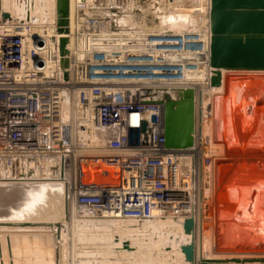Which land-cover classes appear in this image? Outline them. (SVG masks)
Instances as JSON below:
<instances>
[{"label": "built area", "instance_id": "built-area-1", "mask_svg": "<svg viewBox=\"0 0 264 264\" xmlns=\"http://www.w3.org/2000/svg\"><path fill=\"white\" fill-rule=\"evenodd\" d=\"M206 1L205 18L210 10ZM138 2L87 0L76 5L75 43L67 47L68 81L60 66L63 36L55 25L56 15L45 24L34 16L28 20L30 12L21 16L0 9L1 186L61 184L71 201L70 218L81 223L140 224L159 212L173 218L185 210L184 194L194 197L190 190L197 162L209 169L223 149L199 131L192 148L167 149L164 107L177 99L175 92L188 88L189 76L206 70L204 62L184 60L182 55L201 54L210 61L211 33L208 25L200 33H114L112 15L110 22L92 16L98 7L116 14ZM80 12L89 18H79ZM3 13L11 19L4 21ZM151 35L168 39L150 51L133 49L139 37ZM195 35L199 50L191 49ZM125 38L131 42L127 47L115 41ZM206 97L202 95L201 108L211 113ZM86 150L89 157L81 155ZM87 160L116 170L118 183L83 184L81 164Z\"/></svg>", "mask_w": 264, "mask_h": 264}, {"label": "rangeland", "instance_id": "rangeland-1", "mask_svg": "<svg viewBox=\"0 0 264 264\" xmlns=\"http://www.w3.org/2000/svg\"><path fill=\"white\" fill-rule=\"evenodd\" d=\"M203 1L204 0H180V1L179 0H139L137 5L126 6L124 9H122L120 12H118L116 14H112L111 12L105 11V10H103L97 6L98 8H96L95 10L92 11V16H95V17L99 18L100 20L109 21V17L112 15V17H114V19H113L114 29H115L114 33L129 34V33L141 32L143 34H151V33L161 34L162 32L182 33V32H187V31H198V33H200L201 30L205 27V25H208L207 24V18H204L203 16H201L203 14H201L200 16L196 15V17H195V15H192L190 10L191 9H201L204 11L205 6H203ZM7 2L11 3V5L13 4L12 3L13 0H7ZM11 5H9V7H11ZM52 5H53V3H52ZM6 7L8 8V5ZM51 9L52 10H49L50 13H48V16L50 15L51 17L50 16L49 17L52 19V17L53 16L55 17V15H56V5L54 4V6L51 7ZM181 20H183V22H180ZM193 29H195V30H193ZM104 31H107V28L104 29ZM134 31H137V32H134ZM228 73L230 74V75L228 74L229 76H233V75L240 76L239 74L245 73V72H241V73L236 72L235 74L231 73V72H228ZM246 73H248V72H246ZM249 73H251V72H249ZM225 75H227V74H225ZM241 76L242 77H248L247 79L250 78L252 81L251 80L247 81V79H245V80H242V81H245L244 83L241 81H236L237 84L232 83V86H230L232 91L231 90L228 91V88H225L226 89L225 91L227 94L224 93L225 92L224 90H222V93H224L226 95V97L227 96L232 97L231 95H233V97H232L233 100L235 99V101H239L240 103L245 101L244 100L245 95L246 96L250 95V97H252L254 95H257L264 88V76L263 75H261V74H252V75L244 74L243 75L242 74ZM253 79L257 80V81H254ZM233 80H234V77L233 78L231 77V81H233ZM249 82H251V83L254 82L256 86H248L247 87L248 89L246 90V84H248ZM232 87L234 90L232 89ZM235 88H236V90H235ZM217 89H219V88H217ZM230 91L232 92L231 94H230ZM240 91H243V92L241 93ZM224 94L219 95V98L225 99ZM241 95L243 97H241ZM221 96H223V97H221ZM169 98H170V96H169ZM245 98H247V97H245ZM225 104L227 105V103H225ZM234 105L235 104H233V107H234ZM263 120H264V117H263ZM262 125L264 126V124H262ZM263 134H264V129H263V132L261 133L262 137L264 136ZM246 139H248V137L247 138H241L239 140L243 141ZM258 140L260 141V138H258ZM263 140H264V138H263ZM227 141L232 142V140H230L229 138ZM253 142H255V141L254 140H246L245 144H243V145L240 144L241 146L236 148V150L240 148L239 151L237 150L240 153V151L242 150V148H241L242 146L244 148H249V150H251L252 147L255 148V146H253V145H257L258 146L257 148H259L257 152H260V155L264 154V144H261L260 143L261 141L258 143H253ZM259 144H261V145H259ZM226 148H228L227 145H226ZM254 148H252V149H254ZM260 150H262V151H260ZM230 153H232L231 150H230ZM262 168H264V166ZM247 170H249V169L247 168ZM82 172H83V177H82L83 184H87L89 182H97L103 178V174L100 171H93V170H90L89 168L82 167ZM219 175H218V177H219ZM210 179L211 178L207 179V183L209 185V188L211 186V183L209 182ZM245 179H244V181H246V180L250 181L251 180L250 178H247L246 180ZM256 181H258L260 183L259 185L261 186L264 183V173H263L262 178L258 179ZM207 183L204 187V191H206V189H208ZM102 184L105 185L104 183H102ZM20 187H22V188H20ZM46 187L49 188L50 186H45V187L43 186L42 187L41 185H37V186L22 185V186L11 187V186H1L0 185V223L20 224V222L24 220V221H27V222L33 223V224L36 222L38 224L45 223V222H57L58 224H62V225L66 224L67 225V223L70 221V219L67 222L66 205H64L65 203H63L62 205L59 206V204H57V199L53 198L52 195H51L50 199L46 200L44 197L45 191L42 190L43 188L46 190L47 189ZM262 187H263V192H264V184L262 185ZM12 188H17V189H12ZM206 193H207V191H206ZM206 193H205V197H207ZM45 194H47V192ZM261 206L263 208L261 210V212L264 213V202H263V204H261ZM64 208H65V210H64ZM31 210H32V212H31ZM64 211H65V213H64ZM32 213H34V215H36V213H38L41 217H38L39 215L38 216H32ZM205 213L206 212H204V215H205L204 217H206L205 221H206V223H209L211 220L210 219H208L209 221L207 220V214H205ZM29 214H31V215H29ZM220 220L221 219L219 218L218 223H220ZM108 223H109V225L110 224L112 225L113 222L112 223L106 222V224H108ZM52 224H54V223H52ZM98 224H105V223L96 222V223H84L83 224V223L77 221L76 227L78 229L73 228V231L69 229V225H67V226L65 225L66 228L61 230V240H59V241L56 240V229L51 228L50 224H49L50 226H48V225H36L37 227H35V228H24V229L23 228H16L18 230L14 229L12 227V228H7L6 230L0 229V231L1 232L3 231V237H5V238H7V236L22 237V240H24V242L28 243L27 245H29V244L31 245V243H29V241H30L33 243L32 245L37 246V249L46 250L48 252V255L45 254L44 257L50 258V259H48V260H50V262H48L49 264H58V262L60 263V261H62L61 262L62 264H70L71 256L74 257L75 264H158L159 262L162 263V261H164L165 264H167V262H168V264H185V259H183L184 256H183V254H180L181 252H179L178 247H176L177 244H176V246H174L175 242L173 243L172 238L168 237V235L164 234L167 232L168 233L169 232L175 233V232L171 231L169 229V227H166L167 228L166 230H164L163 228L162 229H153L152 228L153 229V231H152V229H150L151 225H152V227L155 226V228L157 227V225H155L154 223H140V225L146 226V228H148L151 231V232L150 231L145 232V228H143V229L140 227L137 228V226L139 224H131L128 222H123V223L118 224L119 226H121L120 228L115 229V228L111 227L112 230H109V229L104 230V228H101ZM93 226L95 228H92ZM167 226L171 227V225H167ZM209 226L210 227H207V229L210 231L205 233L206 239H207L206 249L208 248L209 252H210V250H213V248H214V250L216 249L217 252H227L229 250H235L238 248V246H236V245L234 246L233 243L226 240L228 237L227 233H225L227 231V226H226V224H225V226H222L221 223H220V226L218 224L220 231H219V235L216 234L218 236L217 237L218 243H217V246H215L216 245L214 243L215 241L214 240H213L214 242L212 241V238L215 234V231H214L215 226L212 225L213 229H211V227H212L211 225H209ZM223 227H224V229H223ZM13 230H15V231H13ZM25 230H27V231H25ZM129 230L134 231L132 234H139V233L143 234L144 232L145 233L142 236L138 237L139 240L138 239L135 240L137 237L136 238L133 237L134 241H132L133 239L130 236H133V235L131 234L129 236L128 235L129 233L126 234V232H124V231H129ZM18 231H21V232H18ZM154 231H156V232H154ZM162 231H164V232H162ZM123 233L126 234L127 239H128L126 241L124 240V242H129V243L131 242L130 246H132V244L143 245V247H142L143 249L140 251V249L136 248L137 245H133V247L136 248V251L132 250L133 253L123 251L122 250V244H120L117 241L118 238H116V236H118V235L120 237L124 236L125 234H123ZM160 233H161V235H160ZM162 233H163V235H162ZM150 234H151V236H150ZM223 234H226V235H224L225 238L222 241V240H220V237L223 236ZM1 237L2 236L0 235V238ZM73 238H74V241H73ZM213 239H215V238H213ZM183 242L186 243L187 240H185V241L183 240ZM211 242H212V244H210ZM249 243H245L244 246H247V247H245L244 251L251 250L249 247H251L252 245ZM23 244H25V243H23ZM157 244H159V245H157ZM261 245L264 246V242ZM170 246L173 248H171ZM32 248H35V247H32ZM171 251L174 253L176 252L175 254L177 256H179V258H178L179 260H176L177 259V256H176V259H175L176 263H173L174 260L173 259L171 260L170 256H167V255L163 256L166 252L168 253ZM121 253L123 255L126 254V256L120 258L118 255ZM134 253H135V255H134ZM210 253H212V252H210ZM130 254L134 255V256L127 257V255H130ZM219 254H221V253H219ZM136 256L138 257V259ZM60 257H61V259H60ZM7 258L10 260V257L8 255V248H7ZM52 258H53V261L51 260ZM173 258H174V255H173ZM181 260L183 263L181 262Z\"/></svg>", "mask_w": 264, "mask_h": 264}, {"label": "bare ground", "instance_id": "bare-ground-1", "mask_svg": "<svg viewBox=\"0 0 264 264\" xmlns=\"http://www.w3.org/2000/svg\"><path fill=\"white\" fill-rule=\"evenodd\" d=\"M87 0H69V7H70V37H71V42H69V44L71 46H73V44L75 43V12H76V5L79 4V3H84L86 2ZM180 1V0H179ZM210 2V0H209ZM13 4L11 5V3L7 2V0H0V9L1 10H5L4 8H7L6 6L8 5H11V8H7V10H12V11H17L18 13H22L21 16H24V14H26V12H30V15L31 16H34V19H36V21L38 22H42L45 24L49 23L51 21V16L49 17L48 16V13H50L49 10H52L51 7L54 6V4L56 5V0H31V2H22V1H19V0H13L12 2ZM25 3V4H24ZM53 3V5H52ZM207 3L206 0L203 1V6H205ZM201 7V6H200ZM206 9V8H205ZM205 9L204 11L201 10V9H191V13L192 15H201L205 18ZM187 14V13H186ZM54 17V16H53ZM202 17V18H203ZM185 21V20H184ZM163 22V21H162ZM180 22H183V20H181ZM124 23V22H123ZM181 24V23H180ZM187 24V23H186ZM125 25V24H124ZM134 32H137V31H134ZM202 32V30H201ZM184 33V32H182ZM138 35H135V36H131V37H137ZM168 36H165V37H160V36H156V35H151V36H144V38L142 37H139L140 38V41L138 43V47L136 48H133L138 51H142V50H145V51H150L149 49H152L154 47H157L158 44H161V43H164V41H167V40H163V39H168L166 38ZM195 39V43H192L191 44V49H197L199 50L200 49V43L197 42V37L195 35V37H193ZM125 41H122L120 39H117L115 41H119L121 42V44L123 46H128L127 44L128 43H131L129 42L126 38L124 39ZM169 41V40H168ZM182 42V40H180V43ZM137 44V43H135ZM182 45V43H181ZM185 47V45H184ZM182 59H189L193 62H198V64H201L202 62L205 63V66L207 67L206 70L204 72H196L194 74V76H189V80H188V83L185 85V87H188L187 89H185V91H193L194 92V100H195V104H194V110H195V131H199L202 135H204V137L206 135H209L212 143L214 142H217L218 144H221V147L223 149V155L221 154L219 156V158L216 160V162L213 164L212 167H210L209 169H206V168H203V163L201 160H199L197 162V166H198V169L197 170H194L195 171V174L192 175L194 177V189H191L190 190V193H192V191H194V197L192 198V195H190V197H188V193L184 194V196L186 197V201H185V210H179L177 211V216H173V218L169 217V216H164L161 212L157 213L156 217L150 221H147V222H143V223H154L155 225H157V227L155 228L152 227L151 225V228L150 229H164L166 230L167 228L166 227H169V229L175 233H164L165 235H168V237H171L172 238V241L173 243L175 242V245L177 244L176 247H178L179 249V252H181L180 254H183L182 251H181V247L184 246V245H188L190 243V240H191V237H188L187 235H185L184 231H183V223L186 219H193L194 220V223H195V233H194V245H195V249H196V260H197V263L199 264L200 261L203 259V260H211L210 258H208L210 256V252L208 251V248L206 249V243H207V239H206V234L207 232H209L210 230L207 229V227H210L209 223H206L205 221V218L204 217V212H206L205 214H207V216H210L212 210H211V202L209 200V204L205 202V199H207L205 197V193L206 191H204V187L207 183V179L211 178L210 179V183H211V186L210 188L212 187L213 188V181H214V186L218 187V189H221L223 186L221 184V168H220V164L221 162L229 157H231L233 159V157L237 158V157H242L243 154H247V152L249 153H255V151H258L259 148H257L258 146H255L252 147L254 149L252 150H249V148H244L243 146L241 147L242 149L244 150H247L246 152L244 151H240V153L238 152L240 150L236 148H238L239 146H241L242 144L240 143V140L236 137L238 134H243L242 132H247V128H251V130H254L253 127H250L248 125H245L243 126V122L242 124L240 125H237L238 123H241V117L239 115V112L238 109L241 108V106H244L245 105V101H246V98L247 97L246 95L244 96V102H239V101H235V99L233 100V95H231L232 97L230 96H227L224 94L226 93V89L225 88H228V91L231 90L230 86H232V83L233 84H237L236 81H241V82H245V81H242V80H245L247 79L248 77H242L241 75L243 74H247V75H252V74H256L255 72H251L249 73V71H224L222 73V81H221V86L219 87V89L213 87L211 85V78L213 77V70L210 68V61L208 59V56L206 58V56H202L201 54H198L196 56H191V57H183L182 55ZM228 72H231V73H238V72H245V73H241L239 74L240 76H237V75H233V76H229L230 74ZM248 72V73H246ZM227 74V75H225ZM229 74V75H228ZM254 76V75H253ZM264 76V75H263ZM225 77V78H224ZM231 77L233 78L234 77V80L231 81ZM250 77V76H249ZM257 77V76H256ZM263 78V77H262ZM255 79V78H254ZM253 79V80H254ZM248 80H251L250 78L247 79ZM206 81H210L209 83V86L208 87H205L203 86ZM252 81V80H251ZM254 81H257V80H254ZM239 86V85H238ZM243 86V85H242ZM256 86V85H255ZM233 89V87H232ZM222 90H224L225 92L222 93ZM234 90V89H233ZM236 90V88H235ZM232 91V90H231ZM230 91V94L232 93ZM244 91V90H243ZM243 91H240L241 93ZM179 92H175V94L177 95ZM224 94L225 95V99L223 98H219V95H222ZM227 94V93H226ZM202 95H207V97L210 98V101H211V104H210V109H211V113L208 112L209 108L207 109V111H202ZM239 95V94H238ZM207 97H206V100H207ZM223 97V96H221ZM241 97H243L241 95ZM250 101V100H249ZM251 102V101H250ZM203 108L205 107V104L206 102H203ZM227 103V105L225 104ZM255 103V102H254ZM233 104L234 107H233ZM244 104V105H243ZM257 105V103H255ZM259 106V105H258ZM249 107V106H248ZM257 107V106H256ZM234 108V109H233ZM244 108V107H243ZM242 108V109H243ZM252 108H253V105H252ZM70 109V108H69ZM242 109H241V112H242ZM245 109V108H244ZM246 109H248L246 107ZM257 109V108H256ZM260 110V109H259ZM238 111V113H237ZM244 111V110H243ZM250 111V110H249ZM252 111V110H251ZM253 111H256V110H253ZM258 111V110H257ZM240 112V113H241ZM260 112V111H259ZM244 113H246L244 111ZM254 113V112H253ZM69 115H71V109L69 110ZM249 115H250V112H249ZM255 115V114H254ZM245 116V115H244ZM263 116V115H262ZM261 116V117H262ZM246 118V117H244ZM262 119V118H261ZM243 121H246V120H243ZM230 132H236L235 135H233L232 133ZM198 133V132H197ZM196 133V134H197ZM199 134V133H198ZM228 138L230 140H232V142H228ZM199 140V139H198ZM214 141V142H213ZM199 141H196V147H197V143ZM241 144V145H240ZM263 144V143H262ZM226 145L228 148H226ZM261 145V144H259ZM245 146V145H244ZM247 146V145H246ZM263 147V146H262ZM261 148V147H260ZM230 150L232 151V153H230ZM262 151V150H260ZM229 154H228V153ZM98 154V153H96ZM101 154V153H100ZM82 156H85V157H89L90 156V152L88 150L82 152L81 154ZM229 155V156H228ZM255 156V155H254ZM257 156V155H256ZM264 156V154L260 155L257 159L258 161L256 162H251L249 160H245V161H242V162H245L246 165H252L254 164V167L255 165L256 166H264V157H263V160H262V157ZM245 157V156H244ZM247 157V156H246ZM253 157V156H252ZM204 158V157H203ZM230 159V158H229ZM256 159V160H257ZM231 160V159H230ZM235 160V159H234ZM237 160V159H236ZM241 160V159H240ZM244 160V159H243ZM251 160V159H250ZM253 160V159H252ZM230 163V162H228ZM224 164V163H222ZM81 168L82 167H86V168H89L90 170H93V171H100L102 174H103V178L100 179L99 181L97 182H89L87 183L86 185H98V186H113V185H116L118 183V175H117V171L110 168V167H107L101 163H98L96 166L92 165L90 163L89 160L85 161V162H82L81 164ZM230 165V164H229ZM228 166V165H227ZM235 166V165H234ZM262 166V167H263ZM236 167V166H235ZM234 167V168H235ZM203 168V169H202ZM223 168V166H222ZM232 168V169H234ZM224 169V168H223ZM226 169H228L226 167ZM254 169V168H253ZM264 169V168H263ZM229 171V170H227ZM76 173V171H75ZM225 173V172H224ZM220 174V175H219ZM227 174V172H226ZM73 173L70 172V176H69V173L67 174L66 176V180H69L71 177H72ZM219 175V177H218ZM211 176V177H210ZM224 176V175H223ZM226 176V175H225ZM224 178V177H223ZM247 179V178H246ZM229 181V180H228ZM263 181V180H262ZM223 182V181H222ZM102 183H104L105 185H103ZM255 183V182H254ZM264 184V183H263ZM262 184V185H263ZM261 185V187H262ZM41 186L45 187V186H50L49 188L46 187L47 189L45 190L44 188L42 189L43 191H45V193L47 192V194H45L44 192V197L46 200L50 199L51 195L53 198H56L57 199V204L62 205L63 203H65L64 205H66V212L68 214V211H69V214L71 215V208H70V204H71V201L70 198L68 199V193H67V189H65L64 186H62L61 184H41ZM68 186V185H67ZM225 186V185H224ZM11 187H16V186H11ZM29 187V186H28ZM216 187V188H217ZM250 187V186H249ZM259 187V186H258ZM22 188V187H20ZM24 188V187H23ZM51 188V189H50ZM53 188V189H52ZM224 188V187H223ZM10 189V188H9ZM12 189H17V188H12ZM260 189H263L260 188ZM11 190V189H10ZM24 190V189H23ZM222 192V191H221ZM41 200V199H40ZM38 201V200H37ZM56 201V200H55ZM47 202V201H46ZM208 209V210H207ZM37 210V209H36ZM65 210V208H64ZM32 212V210H31ZM215 212V211H214ZM65 213V211H64ZM176 212H173V214H175ZM215 214V213H214ZM31 215V214H29ZM28 215V216H29ZM39 214L36 213V215H34V213H32V216H38ZM171 215V214H170ZM38 217H41L40 215ZM215 217V216H214ZM207 219H209L207 217ZM216 220H218L217 218V213H216V217L214 218V221H210L211 222V226L213 224L214 227V231L216 232L217 230V225H216ZM77 221H75L72 217L70 218V221L67 223V225H69V229L73 231V228H77L76 227V223ZM54 223V224H52ZM120 223H123L122 221H118V222H113L112 225L109 223L108 224H98L101 228H104L105 229H109V230H112V228H120L121 226H119L118 224ZM10 224V223H8ZM54 226L56 224H58L57 222H45V223H40L38 224L37 222L36 223H29L27 221H21L20 224H15V225H48V226ZM84 224V223H83ZM117 224V225H116ZM153 224V225H154ZM66 225V224H65ZM66 225V226H67ZM89 225V224H88ZM146 225V224H145ZM167 225H171L170 226H167ZM118 226V227H117ZM213 226L211 227V229H213ZM99 227V228H100ZM112 227V228H111ZM140 227V228H145V232H148L150 231L148 228H146V226L144 225H138L137 228ZM80 228V227H79ZM92 228H95L94 226ZM100 228V229H101ZM16 229V227L14 228ZM24 229V228H23ZM78 229V228H77ZM76 229V230H77ZM148 229V230H147ZM152 229V231H153ZM6 230V229H5ZM18 230V229H16ZM97 230V229H96ZM120 230V229H119ZM135 230V229H134ZM219 230V229H218ZM15 231V230H13ZM130 231V230H129ZM129 231H124L126 232V234H128L129 236L134 232L133 230H131L130 232ZM144 231V230H143ZM157 231V230H156ZM154 231V232H156ZM144 232V233H145ZM151 232V231H150ZM164 232V231H162ZM139 233V232H138ZM143 233V234H144ZM159 233V232H158ZM81 234V233H80ZM122 234V233H121ZM125 234V233H123ZM126 234L122 237H120L119 235L116 236L117 241L122 244V242H124V240H128L127 239V236ZM142 233H139V234H132L133 236H130L132 237H137L135 240L138 239L139 236H142L143 235ZM152 234V233H151ZM150 234V236H151ZM117 235V234H116ZM161 235V233H160ZM163 235V233H162ZM19 236V235H18ZM74 236V235H73ZM72 236V237H73ZM76 236V235H75ZM15 237V236H13ZM155 237V236H154ZM16 239H13L14 242H11L10 240V245L12 247V250L14 251V248L13 245H16L17 244V247H19V245H21L22 249H25L26 247L28 248H31V246H35V245H32L33 243L29 241V243H31V245H27L28 243L24 242V240H19V239H22V237H15ZM212 238V237H211ZM210 238V239H211ZM24 239V238H23ZM156 239V238H155ZM158 239V238H157ZM209 239V238H208ZM111 240V239H110ZM139 240V239H138ZM183 240H187L186 243L183 242ZM73 241H74V238H73ZM83 241V240H82ZM134 241V239L132 240ZM211 241V240H210ZM25 243V244H23ZM112 243V242H111ZM131 243V242H130ZM138 243V242H137ZM165 243V242H164ZM171 243V242H170ZM184 243V244H183ZM6 244H7V239H6ZM151 244V243H150ZM212 244V242L210 243ZM133 245H137V249H140V251L143 249V245H138V244H132L131 246V249L133 251H136V248L133 247ZM159 245V244H157ZM164 245V244H163ZM146 246V245H145ZM144 246V247H145ZM212 246V245H211ZM171 247V246H170ZM210 247V246H209ZM156 248V247H155ZM165 248V247H164ZM163 248V249H164ZM173 248V247H171ZM75 249V248H74ZM170 249V248H169ZM177 249V248H176ZM41 250V249H40ZM132 250L129 252L131 253ZM12 251V253H13ZM158 251V250H157ZM237 251V250H236ZM126 252V251H125ZM165 252V251H164ZM73 253V252H72ZM117 253V252H116ZM123 253V252H122ZM121 253V254H122ZM133 253V252H132ZM139 253V252H138ZM151 253V252H150ZM158 253V252H157ZM161 253V252H160ZM174 252H166L163 256H170L171 260L173 259V263H176L175 259H176V252L173 254ZM119 254L118 256L121 258V257H124L126 256L125 255H121ZM77 255V254H76ZM135 255V253H134ZM134 255H127V257H132ZM138 255V254H137ZM173 255H174V258H173ZM113 256V255H112ZM116 256V255H115ZM148 256V255H147ZM150 256V255H149ZM162 256V257H163ZM184 256V255H183ZM244 256V255H243ZM15 257V256H14ZM137 257V256H136ZM114 258V257H113ZM117 258V257H116ZM168 258V257H167ZM179 256H177V259L176 260H179L178 259ZM3 259H4V255H3ZM115 259V258H114ZM118 259V258H117ZM127 259V258H126ZM130 259V258H129ZM132 259V258H131ZM138 259V257H137ZM164 259V258H163ZM184 259V258H183ZM261 259H264V257H262ZM261 259H240V258H237V259H233V260H240V261H255V260H261ZM170 260V259H169ZM215 260H218V259H215ZM4 261V260H3ZM129 261V260H128ZM221 261V260H220ZM231 261V260H229ZM48 262V261H47ZM62 261H60L59 264H62L61 263ZM142 262V261H141ZM152 262V261H151ZM182 262V260H181ZM160 263V262H159ZM158 263V264H159ZM170 263V262H169ZM183 263V262H182ZM4 264H7L6 262H4ZM70 264H75V260H74V257L71 256V260H70ZM160 264H165L164 261H162V263ZM168 264V262H167ZM186 264V263H185Z\"/></svg>", "mask_w": 264, "mask_h": 264}, {"label": "water", "instance_id": "water-1", "mask_svg": "<svg viewBox=\"0 0 264 264\" xmlns=\"http://www.w3.org/2000/svg\"><path fill=\"white\" fill-rule=\"evenodd\" d=\"M22 1V0H20ZM196 17V16H195ZM4 21L11 19L8 13H3ZM31 19L29 13L28 20ZM79 18L87 19L89 14L79 13ZM69 0H56V22L58 33L63 37L59 42L61 70L64 80H69V51L70 35ZM197 19V18H196ZM208 30L211 33L210 68L213 70L211 85L221 86L224 71L264 72V0H210V10L207 14ZM34 40H38L34 30ZM176 100H170L164 107L165 146L171 150H185L194 146L195 110L194 92L181 91ZM143 131H146L144 126ZM69 199V196H68ZM70 201V200H69ZM67 222L69 211L66 212ZM35 228L36 225H15L0 223V229ZM56 229V240H61V230L65 225L51 226ZM195 223L186 219L183 223L185 235L191 237L190 243L181 247L186 264H198L194 245ZM27 231V230H25ZM21 232V231H18ZM3 235V231H0ZM8 255L12 258L10 236H7ZM122 250L130 252L129 242L122 243ZM0 264H4L0 239ZM57 263V262H56ZM10 264H13L11 262ZM59 264V262H58ZM199 264H264V259L255 261H220L201 260Z\"/></svg>", "mask_w": 264, "mask_h": 264}, {"label": "crops", "instance_id": "crops-1", "mask_svg": "<svg viewBox=\"0 0 264 264\" xmlns=\"http://www.w3.org/2000/svg\"><path fill=\"white\" fill-rule=\"evenodd\" d=\"M255 73L264 75V72H255ZM248 86H255V83L249 82L248 84H246V90L248 89L247 88ZM245 102H243L245 103V105L243 104L244 106H241V108L238 109V111L241 112V109L243 107L245 108V109L244 108L242 109L241 113L239 112V115L241 117V123H238L237 125H240L243 122V126L248 125L250 127H253L254 130H251V128H247V132H242L243 134H240V135L238 134L236 137L238 139L248 137V139L246 140H254L255 142L253 143H258L261 141L260 143L264 144V140H263L264 136L263 137L261 136V133L263 132V129H264V126L262 125L264 124V120H263V117H264V88L257 95H254L252 97H250V95L249 96L247 95ZM254 102L257 103V105ZM252 105H253V108H252ZM246 107L248 109H246ZM243 110L246 113H244ZM253 110H256V111H253ZM249 112H250V115H249ZM243 120H246V121H243ZM230 133L235 135L236 132L235 133L230 132ZM258 138H260V141L258 140ZM246 140H243V141L240 140V143L243 145L245 144ZM253 146H257V145H253ZM242 151L246 152L247 150L242 149ZM259 156H260V152L255 151V153L247 152V154H243L241 158L233 157L232 159L231 157H229L231 159L230 160L229 158L226 157L224 162L222 161L220 164L221 173L223 172L221 175V184L224 188L222 187L221 189H218L217 186L216 188L214 186V181H213V188L206 189L207 191L206 196L211 202V210H212L210 216H207V217L210 220L214 221V218L216 217V213H217L218 220H216V225L218 226L219 224L220 226V223H221L222 226H225L226 224L227 231L225 233H227V236H228L226 240L233 243L234 246L235 245L238 246L237 249L229 250L227 252H217V250L216 249L214 250L213 248V250H211L212 254H210V256L208 257L211 260L218 259L221 261H229V260H233L237 258L261 259L262 257H264V246L261 245L264 242V213L261 212V210L263 209L261 204H263L264 202V192H263V189H260L261 188V186L259 185L260 183L256 181L262 178L264 169L262 168V166L255 165L254 167V164L246 165L245 162H242V161H245L248 157L249 158L247 160L251 162H256L258 161L257 158ZM263 157H262V160H263ZM222 166L224 169L222 168ZM226 167L228 169H226ZM247 168L249 170H247ZM245 178H250L251 180L247 181ZM244 179L247 182L244 181ZM219 218L221 219L220 223H218ZM209 224L211 225L210 222ZM219 226L213 236V238L215 239L212 238V241L213 240L215 241V242L213 241L216 244L215 246H217V243H218L217 235H219V231H220ZM224 235L226 234H223V236L220 237V240L223 241V239L225 238ZM1 236L2 237L0 239H1L2 255H4L3 260L7 264H10L11 262H13V264H49L48 262H50V260L48 259L50 258L44 257L45 254L48 255V252L46 250L37 249V246H31V247H35L32 249L28 247H26L25 249H22L21 245H19V247H17V244L13 245V247L15 248L13 251L11 247V253L12 251L13 253H12V258H10L9 260L7 258L6 238L3 237V235ZM15 237L10 236L11 242H14L13 239H16ZM19 240H22V239H19ZM245 243H249L252 245L251 247H249L251 250L244 251L245 247H247V246H244ZM51 260L53 261V258ZM0 262H1V259H0Z\"/></svg>", "mask_w": 264, "mask_h": 264}]
</instances>
